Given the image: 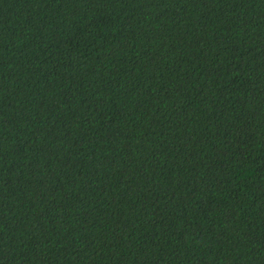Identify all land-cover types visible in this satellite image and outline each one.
<instances>
[{
    "label": "trees",
    "instance_id": "obj_1",
    "mask_svg": "<svg viewBox=\"0 0 264 264\" xmlns=\"http://www.w3.org/2000/svg\"><path fill=\"white\" fill-rule=\"evenodd\" d=\"M0 264H264V0H0Z\"/></svg>",
    "mask_w": 264,
    "mask_h": 264
}]
</instances>
